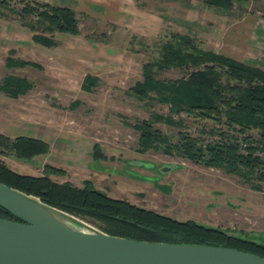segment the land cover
Masks as SVG:
<instances>
[{
	"label": "rangeland",
	"instance_id": "rangeland-1",
	"mask_svg": "<svg viewBox=\"0 0 264 264\" xmlns=\"http://www.w3.org/2000/svg\"><path fill=\"white\" fill-rule=\"evenodd\" d=\"M6 1V6L0 5V83L6 76L16 75L31 81L33 88L16 98L0 91V134L45 140L50 152L28 160L0 154V160L21 174L49 172L55 181L76 186L89 180L112 198L264 244V183L223 165L193 161L174 148L182 141L180 132L209 143L219 139L220 130H227L225 125L177 111L155 94L140 98L131 91L142 79L143 64L159 59L163 46L176 41L175 33L190 36L201 49L264 68V0L235 2L228 12L202 0H120V26L74 8L78 36L70 39V34L41 28L39 33L56 41V46L48 48L32 40L35 32L28 22L36 21L37 13L21 15L26 3L46 0ZM129 7L136 11L134 15ZM85 44L92 48V55L77 50H83ZM8 57L42 68H9ZM94 57L107 61L108 66L96 68ZM186 72L184 67H170L157 75L174 80ZM86 74L97 78L89 90L81 86ZM169 117L173 124L164 120ZM143 122L151 125V131L156 129L168 137V142L143 149L136 128ZM250 134L257 136L255 130L244 135L249 138ZM256 153L264 156L263 151ZM47 165L64 174L46 170ZM255 184L260 188H254ZM70 221L73 227L85 229Z\"/></svg>",
	"mask_w": 264,
	"mask_h": 264
},
{
	"label": "trees",
	"instance_id": "trees-1",
	"mask_svg": "<svg viewBox=\"0 0 264 264\" xmlns=\"http://www.w3.org/2000/svg\"><path fill=\"white\" fill-rule=\"evenodd\" d=\"M245 1L202 0L209 7L226 12L232 10L235 2ZM6 4V0H0V5ZM33 13H37V19L28 22V26L35 32L33 40L36 43L47 47L56 45L52 37L39 33L41 28L49 32L79 33L75 11L68 6L26 3L21 11L22 17ZM173 37L177 38L176 41L163 46L159 59L143 64L142 79L135 82L131 91L140 98L155 94L160 101L174 105L177 111L213 119L225 125L227 130L238 132L240 135L237 136L229 134L227 130H220L219 139L209 143L180 132L182 141L175 144L174 148L193 161L223 165L239 171L243 177L253 176L258 182L264 183V156L256 153L264 152V68L238 61L223 53L201 49L190 36L175 33ZM26 65L42 68L38 63L7 58L9 68ZM170 67H184L187 69L186 76L174 80L158 77V71ZM96 81L95 76L87 75L81 86L89 90ZM32 88L31 81L16 75H8L0 83V91L15 98ZM164 120L169 124L174 123L170 117ZM136 128L140 130V145L143 149L158 148L157 143L160 141L168 142V137L158 130L151 131L149 123L143 122ZM248 130H255L257 136L252 137L250 134L249 138L245 137ZM96 147L95 144L94 150ZM49 152L50 144L45 140L29 136L11 138L0 134V154L28 160ZM46 168L52 173L64 174L62 169L55 166L47 165ZM241 168H244L243 172ZM0 182L85 219L110 235L151 242L232 247L264 257V244L191 219L179 220L124 199L112 198L95 188L89 180H85L82 186H76L69 181H55L49 172L43 175L21 174L0 160ZM252 186L260 188L258 184ZM0 217L17 219L1 205Z\"/></svg>",
	"mask_w": 264,
	"mask_h": 264
},
{
	"label": "water",
	"instance_id": "water-1",
	"mask_svg": "<svg viewBox=\"0 0 264 264\" xmlns=\"http://www.w3.org/2000/svg\"><path fill=\"white\" fill-rule=\"evenodd\" d=\"M0 205L17 218L0 217V264H264V257L232 247L110 235L2 182ZM39 207L60 215L66 225Z\"/></svg>",
	"mask_w": 264,
	"mask_h": 264
},
{
	"label": "crops",
	"instance_id": "crops-1",
	"mask_svg": "<svg viewBox=\"0 0 264 264\" xmlns=\"http://www.w3.org/2000/svg\"><path fill=\"white\" fill-rule=\"evenodd\" d=\"M64 1H68L69 3H71V4H68L69 5L68 7L72 8L73 10H74V8H76L78 10L82 9V10L86 11L87 14H89L90 16H93L95 18H97V17L102 18L103 17L104 19H108L110 22L116 23L117 25L120 26V0H64ZM46 3L53 4V5H59V6H67L64 4H57V3L53 2L52 0H46ZM128 11H129L130 15H134L136 13V11L133 8H130ZM75 14H76V12H75ZM122 14L128 15V13H126V11H124V10L122 11ZM78 28H79V21H78ZM56 33L60 34V33H66V32L56 31ZM67 34H70V33H67ZM78 34H70L71 36L70 37L68 36V38L74 39L75 37L78 36ZM32 40H33V35H32ZM37 44H39V43H37ZM39 46H43V47L48 48L47 46L42 45V44H40ZM77 50H79V52H84V54L89 53L90 55H92V48L87 44H85L83 46V50L82 49H77ZM101 58H104V57L101 56ZM91 60H94V66L96 68H104V65L108 66L107 61H103L100 58L98 59L97 57H94ZM87 75H89V74H86L84 76V78ZM91 76H93V75H91Z\"/></svg>",
	"mask_w": 264,
	"mask_h": 264
},
{
	"label": "bare ground",
	"instance_id": "bare-ground-1",
	"mask_svg": "<svg viewBox=\"0 0 264 264\" xmlns=\"http://www.w3.org/2000/svg\"><path fill=\"white\" fill-rule=\"evenodd\" d=\"M39 210L44 213L46 216L50 217L51 219L55 220L56 222L62 224V225H66L64 220L62 219V217L60 215H57L49 210H46L42 207H39Z\"/></svg>",
	"mask_w": 264,
	"mask_h": 264
}]
</instances>
